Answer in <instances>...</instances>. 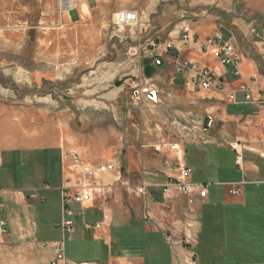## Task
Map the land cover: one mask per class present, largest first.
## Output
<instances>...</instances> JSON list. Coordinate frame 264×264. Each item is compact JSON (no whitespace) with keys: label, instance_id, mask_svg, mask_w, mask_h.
<instances>
[{"label":"crops","instance_id":"1","mask_svg":"<svg viewBox=\"0 0 264 264\" xmlns=\"http://www.w3.org/2000/svg\"><path fill=\"white\" fill-rule=\"evenodd\" d=\"M187 58L223 69L213 55L192 52ZM239 60L241 77L224 68V79L234 90L247 84L252 98L247 101L246 93L239 92L237 102L230 103L222 94L194 89L191 92L210 94L206 111L219 118V130L212 141L210 136L195 134L192 141L179 143L186 165L188 145L195 148L200 164L205 166L211 160L220 163L214 158L216 150L229 149L237 155L236 164L241 169L230 170L231 175L214 186L207 185L208 197L198 198L190 206L177 191L164 197L163 186L179 176L175 152L169 148L158 152L156 144H143L141 149L133 138L123 149L115 128H96L78 146L79 153L92 164L104 160L122 164L123 181L84 211L74 207L75 232L67 240L56 226L62 219L60 187L65 149L60 145L39 148L17 144L21 139L17 138L15 122L4 119L0 127V172L6 187L0 184V218L7 222L8 233L0 234V264H53L57 243L64 244L63 259L57 264H264V68L245 56ZM177 78L172 73L173 81ZM117 94L113 92L108 98ZM110 103L96 101L93 108L111 111ZM117 118L114 114L113 119ZM239 143L245 145V151L236 149ZM21 158H26V165L23 162L25 170L20 178L14 173V165ZM15 178L21 179L20 183L17 180L16 184ZM112 178L117 179L115 175ZM39 180L44 188L36 189ZM192 181L199 184L193 176ZM122 182L134 186L145 182L150 198L128 194ZM52 189L59 199H53ZM34 190L39 197L32 199ZM97 224V229L86 228ZM199 250L219 252L222 261H207ZM89 257L93 260H85Z\"/></svg>","mask_w":264,"mask_h":264},{"label":"rangeland","instance_id":"2","mask_svg":"<svg viewBox=\"0 0 264 264\" xmlns=\"http://www.w3.org/2000/svg\"><path fill=\"white\" fill-rule=\"evenodd\" d=\"M83 5L87 4L60 21L56 0H0V127L4 119L12 118L21 139L17 144L60 145L66 152L79 153L78 146L90 132L109 126L116 129L123 149L132 138L141 149L143 144L164 141L186 143L195 134L212 141L219 118L206 111L210 94L189 91L180 77L183 86L175 85L170 60L177 51L166 57L149 82L159 91L158 101L146 94L139 100L132 88L145 57L158 53L156 46L163 51L185 24L202 38L224 35L240 57L264 68V0H89L90 14L82 13ZM124 9L139 11L140 25L113 27V14ZM255 29L261 37L253 33ZM192 52L197 51L187 50L184 57ZM113 92L118 94L108 98ZM109 99L111 111L93 108L96 101ZM206 117L213 119L209 131L204 129ZM186 152L187 166L199 184L214 186L228 178L230 170L241 169L229 149L216 150L214 158L220 163L211 160L206 166L200 164L195 148L187 145ZM25 161L21 158L14 165L20 178ZM43 183L39 180L35 188H44ZM0 184L6 187L1 172ZM50 193L59 199L54 189ZM203 252L199 250L207 261H222L219 252Z\"/></svg>","mask_w":264,"mask_h":264},{"label":"built area","instance_id":"3","mask_svg":"<svg viewBox=\"0 0 264 264\" xmlns=\"http://www.w3.org/2000/svg\"><path fill=\"white\" fill-rule=\"evenodd\" d=\"M57 1V15L62 21L64 18H70V13L76 10L81 4L88 3L89 0H56ZM142 1V0H138ZM112 25L115 28L125 29L127 27H134L140 25V13L135 9H124L117 11L112 16ZM257 37H261L257 29L253 30ZM158 53H151L145 58L151 60V64L157 69L164 65L166 57L174 50L177 51L170 60V64L174 67V73L177 77L184 80V85L189 91L196 88L204 92H215L222 94L230 103L237 102V95L239 92L246 93V100L249 101L252 97L250 95L251 89L247 84H243L239 90H234L229 83L224 79V68L231 70L234 77H241L240 60L236 47L222 34L202 38L194 29L185 24L180 32L177 33L176 39L166 44L163 51L156 46ZM264 51V42L262 43ZM187 50H195L202 55H213L221 68H212L207 64H200L184 57ZM158 70V69H157ZM137 83L134 85L136 91V98L140 100L141 95H148L152 100L158 101L159 91L154 86H150V80L145 78L144 68H140V75L137 77ZM256 81V78L253 79ZM140 97V98H139ZM169 148L178 156L179 162V176L177 178H170L163 186V193L165 198H169L171 191H177L182 196L188 199V204L193 206L196 200L206 199L208 197V186L202 184H195L192 181V170L184 162V149L180 143H161L156 147V151L162 152L163 149ZM122 166L115 162L109 161L102 164H92L83 157L80 153L74 151H65L62 153V184L61 192V208L62 219L56 225L63 231L66 237H71L75 232V221L77 216L74 210L78 206L80 210H85L89 205L94 203L97 198L103 197L111 193L116 183L122 181ZM115 175L117 179L113 180ZM122 186L127 193L136 198L142 199L148 196V186L143 182L141 185L134 186L127 182H122ZM239 192H235L238 194ZM39 197L38 191L34 190L30 194V198L35 199ZM3 206L0 202V213ZM7 222L0 218V234L7 233ZM97 225H87V229H97ZM56 261L63 259L64 244H55Z\"/></svg>","mask_w":264,"mask_h":264},{"label":"water","instance_id":"4","mask_svg":"<svg viewBox=\"0 0 264 264\" xmlns=\"http://www.w3.org/2000/svg\"><path fill=\"white\" fill-rule=\"evenodd\" d=\"M143 65H144V75L146 79L151 80L156 75L157 69L151 64V60L149 58L143 61ZM174 83L175 85L181 86L183 85V80L180 78H177L174 81ZM151 98L152 99L154 98V94L151 95ZM212 123H213V119L211 117H206L204 129L206 131H209L211 129Z\"/></svg>","mask_w":264,"mask_h":264},{"label":"bare ground","instance_id":"5","mask_svg":"<svg viewBox=\"0 0 264 264\" xmlns=\"http://www.w3.org/2000/svg\"><path fill=\"white\" fill-rule=\"evenodd\" d=\"M81 11H82L83 14H90V9H89L88 5H83L81 7ZM235 147H236V149H238L239 152H241L242 149H241V146L240 145L235 144ZM241 161L242 160L240 159V162Z\"/></svg>","mask_w":264,"mask_h":264}]
</instances>
